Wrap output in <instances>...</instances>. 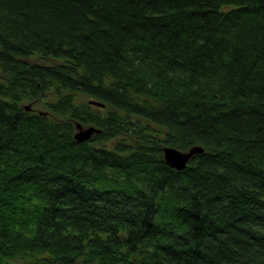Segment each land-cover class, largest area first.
<instances>
[{
    "label": "trees",
    "instance_id": "1",
    "mask_svg": "<svg viewBox=\"0 0 264 264\" xmlns=\"http://www.w3.org/2000/svg\"><path fill=\"white\" fill-rule=\"evenodd\" d=\"M17 260L264 264V0H0V264Z\"/></svg>",
    "mask_w": 264,
    "mask_h": 264
},
{
    "label": "water",
    "instance_id": "2",
    "mask_svg": "<svg viewBox=\"0 0 264 264\" xmlns=\"http://www.w3.org/2000/svg\"><path fill=\"white\" fill-rule=\"evenodd\" d=\"M89 103L95 104L98 106H102V104L95 100H90ZM26 110L30 109L29 105L25 106ZM76 131L74 133V139L77 141H83L88 139L93 133L97 132L98 130L93 126L82 127L80 124L75 125ZM203 151L201 146L195 145L188 148L185 151L178 150L172 147H163L162 153L164 161L171 167L176 169H181L184 167L186 162L189 160L190 157L197 153H201Z\"/></svg>",
    "mask_w": 264,
    "mask_h": 264
},
{
    "label": "rangeland",
    "instance_id": "3",
    "mask_svg": "<svg viewBox=\"0 0 264 264\" xmlns=\"http://www.w3.org/2000/svg\"><path fill=\"white\" fill-rule=\"evenodd\" d=\"M36 57H31L30 59L31 60H35ZM25 106L26 105H29L33 110H44L43 106L40 104V103H29V102H26V103H23ZM10 264H23L22 262H20V260H17V261H12L10 262ZM27 264H30V263H27Z\"/></svg>",
    "mask_w": 264,
    "mask_h": 264
}]
</instances>
